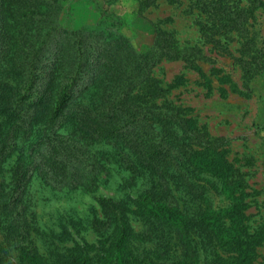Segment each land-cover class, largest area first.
Listing matches in <instances>:
<instances>
[{
	"label": "trees",
	"instance_id": "obj_1",
	"mask_svg": "<svg viewBox=\"0 0 264 264\" xmlns=\"http://www.w3.org/2000/svg\"><path fill=\"white\" fill-rule=\"evenodd\" d=\"M66 1L0 0V264H190L197 217L211 210L197 203L184 151L197 129L183 126L150 70L161 59L195 68L159 27L140 54L114 15L62 28ZM193 7L204 39L215 45L233 30L243 40L245 77L264 69L244 10L224 0ZM110 172L123 179L103 198L95 192ZM80 193L99 209L92 243L69 206Z\"/></svg>",
	"mask_w": 264,
	"mask_h": 264
},
{
	"label": "rangeland",
	"instance_id": "obj_2",
	"mask_svg": "<svg viewBox=\"0 0 264 264\" xmlns=\"http://www.w3.org/2000/svg\"><path fill=\"white\" fill-rule=\"evenodd\" d=\"M196 1L67 0L58 23L68 30L93 25L104 12L114 15L117 30L139 54L153 48L156 27L171 34L173 46L195 69L161 59L150 73L166 89L164 99L181 109L179 115L187 120L183 126L197 129L184 151L196 174L192 181L202 187L196 189L197 203L202 210L211 208L197 217L198 256L190 264H264V69L244 76L237 61L247 55L235 31L215 45L204 39ZM224 2L228 10H244L253 48L264 46V0ZM122 179L121 173L110 172L95 194L114 198ZM89 196L77 194L69 206L87 228L82 240L92 243L96 236L89 221L99 209Z\"/></svg>",
	"mask_w": 264,
	"mask_h": 264
}]
</instances>
